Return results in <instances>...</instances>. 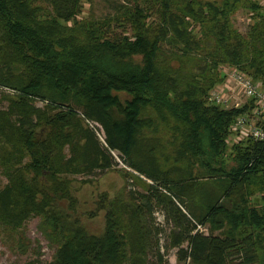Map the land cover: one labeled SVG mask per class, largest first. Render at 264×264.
Returning <instances> with one entry per match:
<instances>
[{
  "label": "trees",
  "instance_id": "trees-1",
  "mask_svg": "<svg viewBox=\"0 0 264 264\" xmlns=\"http://www.w3.org/2000/svg\"><path fill=\"white\" fill-rule=\"evenodd\" d=\"M81 7L0 0V227L38 217L48 264H165L163 236L178 263L264 264V141L231 129L252 103L208 100L225 67L264 87V2L124 0L98 20ZM111 151L132 184L82 210L73 183L118 166ZM99 215L95 233L82 217Z\"/></svg>",
  "mask_w": 264,
  "mask_h": 264
},
{
  "label": "rangeland",
  "instance_id": "rangeland-1",
  "mask_svg": "<svg viewBox=\"0 0 264 264\" xmlns=\"http://www.w3.org/2000/svg\"><path fill=\"white\" fill-rule=\"evenodd\" d=\"M258 1L264 2V0ZM80 2L82 7L81 13L78 17L94 18L95 20H98L115 14L117 12V6H119V4H123L124 0H80ZM249 16V12H245L242 9L236 11L232 16V24L234 28L241 33H245L248 30L250 24ZM114 30L119 32V29L117 28H114ZM229 87H233V84L228 83V89H223V92L228 95L232 92L234 97L238 96L239 98H242L241 92L238 88L229 90ZM1 90L11 93L10 91L0 87V93ZM211 91L212 90L209 91V97ZM37 104L41 105L40 102H37ZM5 105V101L0 102V107H4ZM117 163L118 166L113 167L112 169L97 172L93 176H88L91 178L90 183H80L78 182L79 180L74 181L73 184L76 188L75 194H77L79 199L83 202L80 205L82 210L90 208L92 200H94L97 197V194L101 191H107L110 196H113L125 186L126 182H128L129 186H131L132 183L129 180L130 178L128 181H125V177L122 176L119 170L125 169L131 173H134L133 170L128 168L124 162L119 163L117 161ZM81 177L82 176H77L76 179H80ZM140 178L141 180L145 179V177L142 176ZM5 181L6 179L4 176L0 174V186H2ZM82 218L89 230L95 233H98L102 230V215L92 219L86 218L85 216ZM155 218L157 222L163 223V218L159 212L155 214ZM163 227L166 233H168V229L171 228L170 224H163ZM207 227L208 225H205V228L201 227L203 233L208 232ZM43 231L44 230L40 225V220L38 217H32L27 220L23 227L18 231H11L7 228L0 227V264H48L53 257L55 247L48 241ZM161 243L163 244L162 252L166 260L165 264H184V262L178 263L176 260V248H169L167 250L165 249L164 236ZM183 247L187 248V244L184 243ZM150 262L156 264V261L153 258H151Z\"/></svg>",
  "mask_w": 264,
  "mask_h": 264
},
{
  "label": "built area",
  "instance_id": "built-area-1",
  "mask_svg": "<svg viewBox=\"0 0 264 264\" xmlns=\"http://www.w3.org/2000/svg\"><path fill=\"white\" fill-rule=\"evenodd\" d=\"M224 73L223 83L212 89L209 100L224 107H239L246 103H252L251 112L238 116L232 124L231 129L234 133L236 132L235 135L232 134V138L240 140L250 136L253 140L264 141V87L235 69L225 67ZM228 83L233 84L229 90L238 88L242 98L234 97L232 92L229 95L223 92V89H228ZM98 137L103 140L100 133H98ZM111 153L119 163L122 162L115 151H111Z\"/></svg>",
  "mask_w": 264,
  "mask_h": 264
}]
</instances>
